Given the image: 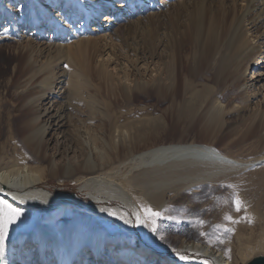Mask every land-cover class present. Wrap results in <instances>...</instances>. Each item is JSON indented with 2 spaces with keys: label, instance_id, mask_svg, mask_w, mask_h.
<instances>
[{
  "label": "bare ground",
  "instance_id": "1",
  "mask_svg": "<svg viewBox=\"0 0 264 264\" xmlns=\"http://www.w3.org/2000/svg\"><path fill=\"white\" fill-rule=\"evenodd\" d=\"M25 1L20 21L6 24L7 20L3 22L0 17V61L4 62L0 68V79L5 74L8 75L7 86H21L25 82L38 81L41 77L36 62L48 49L44 47L46 43L38 37L40 30L37 29L36 16H39V13L30 11L28 4L31 7L32 0ZM67 1L77 11L65 22L68 24L71 19V24L79 18L80 23L71 28L66 27L70 30L63 48H56L54 54L51 53L48 57L51 55L50 59H53V62L65 58L67 64L70 62L79 70L59 83L64 85L67 79V88L64 92L67 102L57 110L58 118H66L68 110L75 107L85 109V112L88 108L93 115L101 113L105 118L102 123L105 139L97 135L84 138L80 132L65 134L68 144L64 147L63 153H73L76 150L83 160L76 166L66 163L63 168L59 167V170L63 169V175L83 184L81 190L88 189L92 193L97 185L112 179L115 175L113 171L118 169L116 171L118 173L121 165L130 168V172L134 169H146L147 172L144 173L146 175L165 174L166 180L160 184L156 183V191L148 190L143 193L146 203L153 210L161 209L166 204L169 193L178 194L184 189L200 188L203 184L217 185L236 176L238 185H235V190L224 195L223 201H211L204 206L194 204L190 211L198 214L210 210L216 214L219 222H223L226 215H222V209L235 210V201L239 200L241 210L237 213L243 220L251 221V228L264 225V92L255 85L264 81L262 47L264 0H246V8L240 14H237L232 6L221 9L222 12L219 9L215 10L210 4L193 12L183 30L178 20L182 15L181 8L174 9V5L184 3L185 0H161L158 3L159 7L153 6L156 9L153 16L137 20L139 25L143 20H155L153 31L143 36V48L133 47L126 41L114 46L110 34L105 33V29L110 25L105 26V23L114 24L120 20L123 12L127 17L123 19L125 20L123 25L129 28L130 17L146 5H151L154 0ZM224 2L227 3V0ZM165 5L173 8V11ZM182 8L185 10L184 5ZM49 11L53 12L54 9ZM101 17L103 18L99 21ZM55 25L54 22L52 28L54 30L56 28L57 33L63 32L64 26ZM3 26H6L10 35L3 36ZM18 29L19 31L23 29L22 34L18 33ZM129 30L130 35L133 33L134 37L142 38L137 31L132 32V28ZM26 31L33 32L29 38L23 37ZM11 35L14 38H11ZM9 39L19 43L20 50L16 56H5L2 51L4 47L2 45H6ZM133 44L136 46V41ZM154 61L156 65L152 68ZM112 66L115 73L111 70ZM45 67V70L49 69V66ZM254 68L260 70H255L250 79V72ZM212 75L214 85L200 84L199 78H208L207 81H211L208 76ZM52 78L53 76L50 80ZM86 78L97 82L93 84L92 89ZM255 80L257 82L254 84ZM50 82L52 86L56 81ZM50 82L47 84L46 80L42 83L47 85L44 88L46 90L38 87L28 89L17 97L13 103V111L9 115L13 133L19 138L23 136L20 147L17 146L15 151L19 153L21 150L20 154L25 155L30 161H48L50 158L47 157L46 137L52 135L53 123L49 124L50 119L47 123L42 119L48 109H40L42 105L40 99L33 101V97L52 91L49 87ZM93 90L95 94L92 93ZM224 98L230 100L224 103ZM29 99L32 100V104L23 105L22 108L21 104L23 102L25 104ZM146 100H154V107L157 110L168 104L163 113L164 116L168 114L174 118L172 124L174 130L183 123L191 126L198 121L202 135L211 137L212 141L223 140L226 145L231 144L242 151H248L253 160L230 158L214 145L194 142L148 147L147 133L155 138L159 133H166L167 129L166 123L160 119L156 124L143 118L129 120L128 116L136 113L141 115L143 110L132 106ZM96 103L101 105V110ZM119 106L125 109L115 110ZM0 116L2 118L6 116L4 109L0 111ZM17 117L23 119V126L15 132L14 120ZM120 119L122 120L119 121ZM226 129L228 131L224 134ZM2 133L0 128V135ZM56 143L57 146L60 144L59 141ZM62 148L59 145V154ZM99 148L106 152L102 153L100 150L96 155L105 158V161L96 164L91 155L93 149ZM251 168L257 169L258 174L255 177L250 175L244 178L241 173ZM55 169V161L46 169L30 167L25 163H4L0 158V201H6L23 213L21 219L9 227L8 239L12 243L15 242L13 246L16 243L20 245L19 243L24 241L23 235L30 236L29 239H37L42 237L39 235L40 232L48 230L49 236L58 238L59 230L60 245L51 246L50 249L52 254H55L54 264H77L81 247L88 239L84 228H78V218H75V214H79L83 207L80 206V200L73 195L60 191L53 192L46 185ZM120 188L122 194L115 192L100 194L98 191L95 192L96 195L92 193L94 210L87 209L91 214L100 216L101 224H105L106 228L99 229L97 236L106 235L113 241L125 236L124 242L133 243L135 247L133 249H136L132 254L141 256L138 259L139 264L148 263L145 258L148 255L151 258L150 264L195 263V258L188 260V254H194L197 259L203 257L206 260L204 262L209 264H237L234 256L227 257L204 242L183 239L174 252L180 257H187V260L170 261L167 259L168 250L161 248L160 242H157L153 234L146 237L143 242L133 238L131 236L133 232L136 237L135 221L128 210L124 209L132 207L142 219L144 215L134 202V198L132 199L122 186ZM204 191L196 190L203 194L202 196H207L208 192ZM216 196L223 197V193L216 192ZM112 201H117L118 206L112 213L114 217L109 218L105 216L107 214L105 209ZM248 208L260 215L258 220L247 217ZM114 213L118 215L115 216ZM60 216L65 217L52 228L49 223ZM248 227L244 225L241 230L244 231ZM97 236L95 238H98ZM11 255L10 251L5 253L2 258L0 257L1 263L6 264ZM21 255H18L19 258ZM121 256L122 252H118L110 258L113 259L110 263L120 264L119 262L123 261ZM47 260H52V256ZM133 261L137 264L136 259H130L129 263L133 264Z\"/></svg>",
  "mask_w": 264,
  "mask_h": 264
},
{
  "label": "rangeland",
  "instance_id": "2",
  "mask_svg": "<svg viewBox=\"0 0 264 264\" xmlns=\"http://www.w3.org/2000/svg\"><path fill=\"white\" fill-rule=\"evenodd\" d=\"M31 7L29 6L30 11L38 12L39 16L37 17L38 20V30H40L38 37L46 43L44 46L47 50H45L44 55L38 59L36 62V65L38 66V70L40 71V79L38 81L32 80L29 82H25L21 86H7L6 82L8 78V75H4L0 79V111L2 109L5 110L6 118H2L0 116V128L2 129V134L0 135V158L4 163H25V165L35 168H48V166H52L53 162L55 161V171L50 176L49 180L47 181L46 185L53 191V192H64L69 193L73 195L76 199L80 200V206L83 208L79 210V214H75V218H78V228H84V232L86 237L88 238L86 240L85 245L81 247V255L79 256V260L77 264H111L110 262L113 261L110 258L118 254V252H122V255L120 258L121 262L120 264H130V259H136V263L139 264V257L136 254L134 256L132 253L133 251L136 252L133 243H125V236L121 237L120 239L113 241L110 239V237L103 235V236H97L99 234V229L106 228L105 224H101V217L96 214H91L89 211L91 209L94 210L92 207L94 205L93 203V195H96L95 192H101L100 194H104L105 192H115V193H121V186L122 189H124L127 194L131 195L132 199L134 198V202L137 204V207L140 209L141 213L144 215L143 209L146 207H149V205L145 201L146 198H144V194L148 190L156 191V183L160 184L161 182H164L166 180L165 174L155 176L153 174H144L146 173V169H139V170H133L130 172V168L125 167L123 165L120 166V171L116 173L118 169H115L114 176L112 179H108L101 185H97L93 189V192L91 193L90 190H81V186L83 184L77 183L74 178L65 177L63 174V169L59 170V167H64V165L71 164L73 166H76L79 164V162H82V157L80 156L79 152H76V150L68 153L64 152V147L68 144L66 141V135L69 134H76V132H80L81 135H83L84 138H88L91 136L97 135L101 139H105V131L103 130V121L104 117L101 115V113H97L96 115H93L92 111H90L88 108L86 109H80L78 107H75L74 109L68 110L67 116L64 119L58 118L59 113H57V110L61 105H64L65 102H67V99L65 98L64 92L67 88L66 82L67 79L63 85L59 84L60 81L70 76L71 73L78 71L79 68L75 65H72L70 62L67 64V61L62 59L58 62H53V59L50 57L49 54H54L56 48L61 47L63 48L65 41H67V33L70 29H67L66 27H73L75 24L78 25L80 23V20L73 21V23L67 24L65 20L68 19V17L71 15L76 14V9H73V7L70 6V2L67 0H32ZM159 1L161 0H154V2L151 5H146L141 9L140 11L134 13L132 17H130V24L129 28L125 27L123 24L127 17L124 15L125 13H121L120 20L116 21L114 24L112 23H105V26H109L105 29V33L110 34V37L112 38L111 42L114 44V46H119L121 42H128L133 47L143 48V36L145 34H149L153 31V28H155V20L153 21H142V24L139 25L137 23L138 19H144L145 17L153 16L156 9L153 6L159 7ZM26 1L22 0H0V17L2 18V21L4 20L7 23L9 22H16L17 20L20 21V13L24 10V5ZM246 0H227V3L224 2V0H185L184 3H178L177 5H174L175 8H181L182 15L178 18L180 21V25L182 26L181 30H183V27L187 24L188 19L190 18L191 14L195 12L196 10L200 8H204L209 6L210 4L212 7H214L215 10L219 9L223 12L221 9H225L228 6H232L235 8V12L237 14H240L242 11L246 8ZM167 4V3H165ZM182 5L185 6V10L182 8ZM168 6V5H165ZM49 9H54L53 12L49 11ZM168 9L170 11H173V8L168 6ZM73 10L75 12H73ZM150 14V15H149ZM104 17V16H103ZM101 17L99 21L103 18ZM3 21V22H4ZM64 21V24H63ZM54 22L57 24H60L62 27L64 26L63 32L57 33L56 28H52ZM67 24V25H66ZM3 25V24H2ZM55 25V26H56ZM123 25V26H122ZM7 26V25H6ZM6 26H3L2 32L4 33L3 36L10 35L8 32V29ZM5 27V28H4ZM122 27V28H121ZM121 28V29H120ZM132 28L133 31H137L141 39L134 37L133 33L131 34V31L129 30ZM23 29L19 31L18 33L22 34ZM37 32V30H36ZM66 32V33H65ZM264 30H262V33ZM1 33V32H0ZM33 32L32 31H26V34L23 35V37L31 36ZM64 34V35H63ZM116 34V35H114ZM37 36V34H36ZM11 38H14V36L11 35ZM136 39V40H134ZM136 41V46L133 44V42ZM19 43L17 41H14L12 39L8 40V43L2 48V51L4 52L5 56L14 55L19 53ZM133 44V45H132ZM262 47L264 48V43L262 44ZM264 50V49H263ZM146 57H148L146 55ZM149 60V59H148ZM155 60V59H154ZM157 60V59H156ZM4 65L3 61H0V68ZM69 65V66H68ZM72 65V66H71ZM154 65H156V61H154L152 68H154ZM45 66H49L47 70H45ZM52 67V68H51ZM111 67V70L115 73V69ZM52 69L54 73H52ZM255 70L260 69H252L249 75V78L251 79L252 73ZM52 73V75H51ZM155 74V73H154ZM153 74V75H154ZM152 75V70H151ZM53 76L51 80H54V82L51 86V80L50 78ZM211 78V81H207V79H200V84H212L214 85L213 75L208 76ZM147 79L149 77H146ZM60 79V80H58ZM88 79V78H86ZM47 80V84L50 82V86L52 88V91H48L45 94H39L35 97H33V101L35 102L37 99H40V109L44 110L45 108L48 109V111L45 113V115L50 114L49 116H45L42 118L44 119V122L47 123L48 119H50L49 124L52 122L53 125L51 126L52 129V135H49L46 137L47 143H48V152L47 157L49 160L47 161H30L29 158H26L25 155L20 154L21 150H19V153H16L15 149L17 146L20 147L21 140L23 136H15L13 133L14 131L10 127V120L9 115L13 111V103L17 97L20 95H23V93L28 89H37L38 88H46L47 85L42 84L44 81ZM88 84L93 88V84H96V81L88 79ZM91 81V82H90ZM253 81V83L255 84ZM255 85H258V89H262L261 92H264V81H261L260 83H256ZM63 87V88H62ZM46 90V89H44ZM43 92V91H42ZM92 93L95 94V91L93 90ZM264 94V93H263ZM226 98V97H225ZM223 100L224 103H227L228 99ZM32 100H27L24 104V102L21 104V107L32 104ZM57 102V103H56ZM64 102V103H63ZM154 100L151 101H144L142 103H137L132 108H141L143 109L141 111V115H138L139 113L133 114L132 116H128L129 120H135V119H146L153 121L155 124L160 120L162 122H165L166 126V133L164 134H158L157 137H153L150 133H147V146L148 147H155L159 145H167V144H177V143H183V144H189V143H196V144H208V145H214L216 148L221 150L224 154H226L230 158H234L237 160H244V161H250L253 160L251 158V153L248 151H242L239 148L233 146V145H226L225 141L223 140H216L212 141V138L209 136H204L200 133L201 125L200 122L196 121L195 124L191 126H186V124H182L177 130H174L172 127V124L174 122V118L170 115L164 116L165 109L168 107V104L165 105L161 109H155L154 107ZM96 106L101 110V105L99 103H96ZM125 108L123 106L116 107L115 110L122 111ZM164 112V113H163ZM17 114V113H16ZM50 117V118H49ZM46 120V121H45ZM120 119L119 121H121ZM124 122V121H122ZM234 118L232 119V123H234ZM23 126V119L21 117H17L14 120V128L15 132H18ZM227 129L224 130V134L227 133ZM88 133V134H87ZM157 134V133H156ZM234 139V138H232ZM56 141H59L63 148L61 150V154H59V145L57 146ZM102 150L99 148L98 150L93 149L91 158L96 163L99 164L100 162L105 161V158H99L96 155V152ZM3 152V153H2ZM106 152L104 150L101 151ZM60 155V156H59ZM65 156V157H64ZM53 160V161H52ZM51 161V162H50ZM67 161V162H66ZM51 163V164H50ZM254 164V163H252ZM119 165V164H118ZM20 166V165H19ZM18 166V167H19ZM117 166V165H116ZM129 172V173H128ZM141 174L143 176H141ZM242 176L244 178H248L250 175H253V177L258 174L257 169H249L243 173ZM146 176V177H145ZM153 176V178H152ZM230 178V181L223 182L217 185L213 184H203L200 188L196 189H184L180 193H169V198L167 199L166 204L161 208L154 211H158L161 213V219L157 221V226L159 228V232L155 236V239L158 240L157 242H160L161 248L168 250V258L170 261L174 260H187V259H181L178 254H176L174 251H176L177 247L180 245L183 239L185 240H194L198 242H204L208 244L209 246H213L215 249L221 251L225 256H234V260H236L237 264H248L251 260L258 256H264V225L255 228H251V221L247 222L243 220V217L237 213V211L233 209H222L223 214L226 216H230L232 218V221H236L235 223L230 220H224L223 222H219L217 216L215 213H211L210 210H205L200 213H193L190 211L191 207L194 204H198L201 206L209 204L211 201H223L224 195L231 192L232 190H235V185H238V181L236 176ZM235 179V180H234ZM158 180V181H157ZM145 182V184H144ZM154 186H153V185ZM154 188H153V187ZM153 188V189H152ZM196 190H205L208 192L207 196H202L203 194H200L199 192H196ZM204 191V192H205ZM97 192V193H98ZM216 192H222L223 197L216 196ZM144 193V194H143ZM117 201H112L108 203L107 209H105V212L107 213L105 216H109V218L114 217L112 216V213L115 211L114 208L118 205ZM103 206H107L104 204H101ZM121 205V204H120ZM130 207V206H129ZM65 208V207H64ZM63 208V209H64ZM89 210H88V209ZM66 209V208H65ZM130 213L131 217L135 221V229H136V237L134 236V232L130 235L133 238L139 239L141 242L144 241L146 237L152 236V232L150 231L151 225L149 224L148 227L144 226H138L136 222L137 213L135 210L130 207L128 209H124V211H127ZM225 212V213H224ZM247 217L252 218L253 220H256L255 218L260 217L258 213H255L253 209H246ZM28 215V214H26ZM113 215H118L117 213H114ZM129 215V216H130ZM225 216V217H226ZM65 216H60L59 218L55 219L54 222H50L49 224L52 225V228H54L55 224H58L60 220H62ZM106 218V217H105ZM145 219V217H144ZM245 221V222H244ZM112 222V221H111ZM240 225V226H239ZM244 225H248V229L242 231V227ZM237 226V228H235ZM49 231L40 232L39 235H42V237H37V239L32 238L29 239L28 235H23V242L17 243L13 246L15 242H10V232H8L7 236L4 239L3 243V249L0 251V257L2 258L5 253L10 251L12 253L11 256H9L8 262L6 264H54L56 263L55 260V254H52V250H50L51 246H59L61 240V235L59 233V230H57L58 238L49 236ZM150 233V234H149ZM36 235V236H39ZM97 236L98 238H95ZM120 240V241H119ZM132 240V239H130ZM62 242V241H61ZM148 243V242H147ZM149 244V243H148ZM84 249V250H83ZM64 251V250H63ZM115 251V253H114ZM139 252V251H138ZM59 253V252H58ZM61 253H63L61 251ZM22 254V255H21ZM64 254V253H63ZM235 254V255H234ZM18 255H21V258H19ZM238 255V257H237ZM52 256V260H47L49 257ZM54 256V257H53ZM189 258L188 260L194 259L196 262H192L194 264H209L203 257L201 259H197V256L194 254H188ZM26 258V259H25ZM145 258L148 263L151 261L150 256H146ZM187 258V257H186ZM204 259V260H203ZM54 260V261H53ZM117 260V259H116ZM53 261V262H52ZM128 262V263H127ZM130 262V263H129ZM191 262V261H190ZM135 262L133 261V264ZM164 262H162L163 264ZM190 263V264H192ZM0 264L1 261H0Z\"/></svg>",
  "mask_w": 264,
  "mask_h": 264
},
{
  "label": "snow or ice",
  "instance_id": "3",
  "mask_svg": "<svg viewBox=\"0 0 264 264\" xmlns=\"http://www.w3.org/2000/svg\"><path fill=\"white\" fill-rule=\"evenodd\" d=\"M0 251L3 249V242L5 237L8 234L9 227L16 224L22 217L23 213L19 208L13 207L11 204H8L6 201H0ZM241 210V202L239 200L235 201V211L239 212ZM145 219H142L141 216L137 215L136 222L137 225H142L148 227L151 225L150 231L153 235H157L159 228L157 226V221L161 219V213L154 211L150 207L143 209ZM225 219L232 221L230 216H226ZM236 222V221H232ZM181 259H186V257L181 256Z\"/></svg>",
  "mask_w": 264,
  "mask_h": 264
},
{
  "label": "water",
  "instance_id": "4",
  "mask_svg": "<svg viewBox=\"0 0 264 264\" xmlns=\"http://www.w3.org/2000/svg\"><path fill=\"white\" fill-rule=\"evenodd\" d=\"M248 264H264V256H258L251 260Z\"/></svg>",
  "mask_w": 264,
  "mask_h": 264
}]
</instances>
